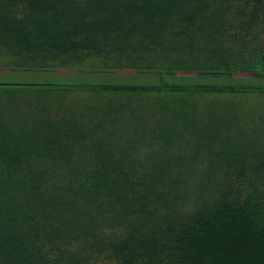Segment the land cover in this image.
I'll use <instances>...</instances> for the list:
<instances>
[{
    "label": "trees",
    "instance_id": "obj_1",
    "mask_svg": "<svg viewBox=\"0 0 264 264\" xmlns=\"http://www.w3.org/2000/svg\"><path fill=\"white\" fill-rule=\"evenodd\" d=\"M0 65V264H264V0H0Z\"/></svg>",
    "mask_w": 264,
    "mask_h": 264
},
{
    "label": "rangeland",
    "instance_id": "obj_2",
    "mask_svg": "<svg viewBox=\"0 0 264 264\" xmlns=\"http://www.w3.org/2000/svg\"><path fill=\"white\" fill-rule=\"evenodd\" d=\"M73 70L71 69H55L53 71V75H50L52 77H55L56 75H61V76H65V77H69L71 78H75L77 76L72 75ZM195 74H190V73H184V72H180L178 73L179 77H193ZM249 78V76L247 74L245 75H240V74H236V78ZM85 78H88L87 76H85ZM102 79L105 81H112V80H116V81H124V82H131V83H143V82H153L156 83L158 82L156 77H151V76H144V75H139L136 73V71L132 70V69H125V68H121V69H117L114 74L112 75V77H106V76H97L91 78L93 80L96 81V79ZM51 79V78H49ZM41 81L44 82L46 79H44V77L42 78H35L33 76H26V75H21V76H17V75H12L11 73V69L7 68V67H3L0 65V82H8V83H13V82H17V83H29V82H34V81Z\"/></svg>",
    "mask_w": 264,
    "mask_h": 264
}]
</instances>
